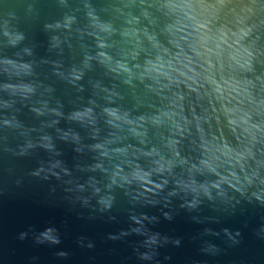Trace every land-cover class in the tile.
I'll use <instances>...</instances> for the list:
<instances>
[{"label":"clouds","instance_id":"9594fccd","mask_svg":"<svg viewBox=\"0 0 264 264\" xmlns=\"http://www.w3.org/2000/svg\"><path fill=\"white\" fill-rule=\"evenodd\" d=\"M33 181L89 220L117 221L125 201L130 226L107 239L142 237V261L181 238L153 231L160 217L138 207L162 205L168 221L180 210L197 224L240 219L200 237L236 247L247 230L264 244V0H11L0 12V195ZM29 231L61 243L55 225ZM200 251L222 248L201 239Z\"/></svg>","mask_w":264,"mask_h":264},{"label":"water","instance_id":"95a60500","mask_svg":"<svg viewBox=\"0 0 264 264\" xmlns=\"http://www.w3.org/2000/svg\"><path fill=\"white\" fill-rule=\"evenodd\" d=\"M6 6H11V0L7 5L5 0H0V12ZM63 87L57 84L58 94L63 93ZM64 148L65 159L71 164L75 154L68 146ZM61 195L58 192L56 197L50 196L48 185L36 181L21 188L10 186L0 195V264H156L157 261L159 264H264V244L253 239L247 230L243 232L242 243L236 247H227L222 237H200L205 227L217 231L225 226L242 228L240 219H228L221 224L210 221L197 224L190 219V214L180 210L172 221H168L160 211L162 205L138 207L137 211L159 216V223L148 227L162 235L181 238V244H165L157 248L158 255L152 261H142L134 250L142 237L133 234L115 241L107 239L109 233H119L130 226L125 201H118L117 221L108 222L87 219L88 210L78 206L70 210L59 198ZM80 212L84 213L83 218L78 215ZM204 215L213 213L205 211ZM49 225L59 229L61 243L36 244L29 229L40 231ZM23 231H29V236L21 240L19 234ZM80 237L85 238L84 246L78 242ZM201 239L220 244L222 251L217 255L202 253ZM88 241L94 242L95 246L87 247ZM61 252L67 255H59Z\"/></svg>","mask_w":264,"mask_h":264}]
</instances>
